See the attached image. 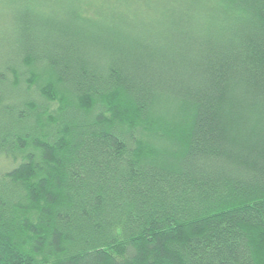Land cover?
<instances>
[{"label": "trees", "instance_id": "1", "mask_svg": "<svg viewBox=\"0 0 264 264\" xmlns=\"http://www.w3.org/2000/svg\"><path fill=\"white\" fill-rule=\"evenodd\" d=\"M0 264H264V0H0Z\"/></svg>", "mask_w": 264, "mask_h": 264}]
</instances>
